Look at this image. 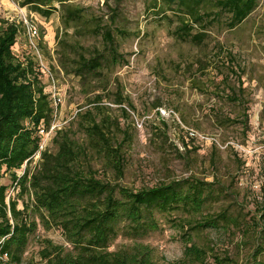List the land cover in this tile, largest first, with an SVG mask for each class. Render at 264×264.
I'll list each match as a JSON object with an SVG mask.
<instances>
[{"label": "trees", "instance_id": "trees-1", "mask_svg": "<svg viewBox=\"0 0 264 264\" xmlns=\"http://www.w3.org/2000/svg\"><path fill=\"white\" fill-rule=\"evenodd\" d=\"M123 1L116 0V7ZM260 1L163 2L179 16L174 35L202 46L212 29L234 32L240 28ZM73 2L23 0L21 4L47 19L60 14L64 27L56 37L60 71L79 78L83 93L93 95L91 107L74 118L77 128L59 130L51 141L56 151H41L34 168V156L44 141L40 131L49 130L55 120L52 85L43 83L48 76L35 56L22 60L14 52L24 24L0 20V241L6 240L0 245V257L7 254L10 264L21 261L38 217L46 230L60 229L69 247L46 240L40 262L28 264H156L152 247L138 241L160 229L157 214L178 211L182 216L175 223L184 252L173 264H240L230 247L220 249L209 232L223 234L229 243L242 239L237 248L247 247L254 239L261 241L249 264H264V257L259 260L264 255V207L250 219L227 210L208 213L207 205L222 192L215 183L193 178L141 188L122 184L134 137L107 105L119 106L121 118H131L123 92L118 87L112 90L115 71L128 64L118 44V35H126L116 26L121 14L116 10L105 21ZM89 38L101 46H86L83 42ZM234 94L233 101H239ZM6 175L14 179L16 192L11 197L10 188L2 183ZM120 237L134 244L112 250ZM0 264H4L1 258Z\"/></svg>", "mask_w": 264, "mask_h": 264}, {"label": "rangeland", "instance_id": "rangeland-1", "mask_svg": "<svg viewBox=\"0 0 264 264\" xmlns=\"http://www.w3.org/2000/svg\"><path fill=\"white\" fill-rule=\"evenodd\" d=\"M163 1L124 0L119 8L116 0L73 2L89 13L103 16L105 21L116 15V10L121 14L116 26L126 35H118V44L128 64L115 71L112 90L116 92L118 87L123 92L128 102L124 106L131 118H121V108L107 104L134 137L121 182L130 188L189 178L215 183L222 195L207 205V212L215 215L227 210L250 219L264 207V0L236 31L212 29L202 46L183 42L174 35L179 16ZM22 2L0 0V20L19 23L22 12L33 15L41 32V60L56 73L55 83L49 77H43V83L55 86L51 94L56 91L62 99L56 116L54 111L55 125L75 129L76 114L91 107L93 95L83 93L79 78L60 71L56 54L57 32L64 28L60 14L55 12L47 19L22 7ZM25 31L22 26L14 52L22 60L31 56L37 59ZM42 41L47 48L42 47L44 55ZM83 43L101 46L92 38ZM234 91L239 101H233ZM158 127L162 131H155ZM189 130L197 133L196 140L187 135ZM52 138L47 140V146L54 152ZM36 163L34 160L32 168ZM13 180L11 175L2 180L10 192H15ZM18 207L23 208L22 199ZM181 216L178 211L157 214L160 229L138 241L152 247L156 264H173L183 257L184 244L175 223ZM36 223L17 264L40 262L46 240L69 247L60 229L46 230L38 217ZM208 234L220 249L230 247L240 264H249L261 243L254 239L247 247L237 248L238 240H242L238 237L229 243L223 234ZM132 244L120 237L111 249ZM262 257L263 254L259 260Z\"/></svg>", "mask_w": 264, "mask_h": 264}, {"label": "built area", "instance_id": "built-area-1", "mask_svg": "<svg viewBox=\"0 0 264 264\" xmlns=\"http://www.w3.org/2000/svg\"><path fill=\"white\" fill-rule=\"evenodd\" d=\"M20 21H21V24L23 23L24 26H26L25 29H26V35L28 38L29 48H31L32 50H35V52L37 53L36 55H38L37 59H38V62L40 64V67L45 71V73L47 74L49 79H51L53 81V83H55V79L53 76L54 73L50 70V68L48 66L44 65L42 60H41L42 55H41V52L39 51V42L41 40V32H40L39 25L37 24V22L34 21L33 15L28 14L27 12H22ZM53 89H55V86H52V90ZM52 97H53V104H54L53 106H54V111H55V116H56V113L58 112V110L60 108L62 99H61L60 94L56 91H54V93L52 94ZM61 129L62 128H58V126L55 125L54 121L52 122L49 130H47L45 128L41 129L40 134H42L44 136V141L42 142V144L40 146L41 150H39V152L34 156V160L38 161L40 159V155H41L40 152L44 151V150H46V148H48L47 140L51 139L52 137L54 138L56 133ZM189 131H190L189 135L191 137H197L196 132H194L193 130H189ZM15 192H11L10 197L12 195H15ZM4 241H6L5 238H3L2 241H0V245ZM0 258L4 261V264H10L7 254H5L4 256H2Z\"/></svg>", "mask_w": 264, "mask_h": 264}]
</instances>
